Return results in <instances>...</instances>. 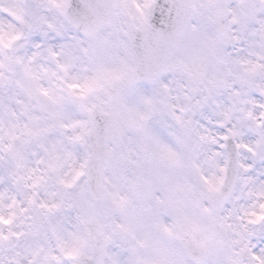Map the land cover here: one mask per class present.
Listing matches in <instances>:
<instances>
[{"label": "snow or ice", "instance_id": "obj_1", "mask_svg": "<svg viewBox=\"0 0 264 264\" xmlns=\"http://www.w3.org/2000/svg\"><path fill=\"white\" fill-rule=\"evenodd\" d=\"M0 264H264V0H0Z\"/></svg>", "mask_w": 264, "mask_h": 264}]
</instances>
